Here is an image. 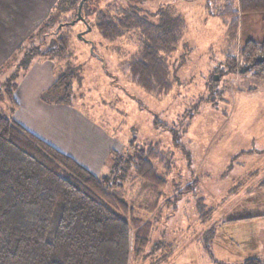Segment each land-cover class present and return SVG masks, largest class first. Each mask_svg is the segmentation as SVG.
Returning <instances> with one entry per match:
<instances>
[{
	"label": "rangeland",
	"instance_id": "obj_1",
	"mask_svg": "<svg viewBox=\"0 0 264 264\" xmlns=\"http://www.w3.org/2000/svg\"><path fill=\"white\" fill-rule=\"evenodd\" d=\"M94 2L95 7L102 10L114 4L136 10L155 22L160 18L159 11L168 7L182 15L187 27L183 40L176 52L165 56L174 81L173 89L166 95L150 94L133 84L122 71L124 62L140 51L137 30L109 42L93 24L90 27L80 21L63 28V32L71 34L73 70L77 76L69 98L60 101L63 97L53 93V84L40 91V101L60 108V112L50 117L57 123L56 127L67 129L69 135L72 133L69 128H73L79 142L91 139L84 130L88 122L97 124L111 138L113 145L111 142L109 151L99 159L98 169L96 166L91 169L85 159L80 163L95 175L111 174L114 167L111 151L117 158L127 155L131 146L139 149L153 143L163 145L170 165L166 168L155 163L160 174L167 175L159 207L146 209L153 198L147 190H142L141 181L126 185L128 201L135 200L143 219L154 224L147 251L157 244L160 247L155 255L163 257L165 251H169L163 264H215L214 261L242 264L246 259L235 254L234 241L237 236H250L255 230V224L244 219L256 212L254 207L259 206L257 212L264 213V185H258L261 176L251 174L256 169H264L261 156L264 154V77L256 75L252 69L246 70L245 66L236 72H217L218 68L227 66L223 53L227 33L222 20L208 15L204 0ZM72 16L71 13L56 16V23ZM93 20L91 16L90 22ZM262 28L257 18L243 16L237 52L248 39L261 36ZM84 31L87 41L79 38ZM54 38V35L47 37L41 52L53 47ZM25 51H19L21 57ZM41 52L36 54L37 60L44 59ZM51 62L56 77L60 70ZM32 63L26 66L19 60L0 69V110L15 121L17 111L24 106L21 99H17V92L31 71ZM243 70L246 71L241 72ZM216 76L219 80H215ZM8 90L14 93L16 106L8 100ZM55 138L59 142L64 140ZM253 146L257 150L255 154L237 156ZM104 149L105 145L101 151ZM203 204L207 205V211L213 209L207 221L200 209ZM210 229L214 230V235L209 240L208 250L205 241L209 237L204 232ZM220 237L233 241L221 242L223 246H232L233 252L229 254L233 255L222 256L224 250L217 241ZM150 262L151 257H148L132 259L131 264Z\"/></svg>",
	"mask_w": 264,
	"mask_h": 264
},
{
	"label": "trees",
	"instance_id": "obj_2",
	"mask_svg": "<svg viewBox=\"0 0 264 264\" xmlns=\"http://www.w3.org/2000/svg\"><path fill=\"white\" fill-rule=\"evenodd\" d=\"M80 1L59 0L32 36L35 43L20 59L23 65H30L45 47L47 37L55 36L53 47L41 52V58L59 67L51 90L62 95V102L68 100L77 76L71 34L63 32L69 25L59 31L57 28L77 16ZM204 1L208 15L222 20L227 33L223 51L227 66L217 72H236L245 66L264 77V60L260 61L264 57V33L260 40L248 39L237 52L241 19L257 15L264 25V0ZM94 4V0L87 1L82 15L105 40L114 42L132 30L139 32L140 51L122 66L129 80L156 96L171 92L174 81L165 56L176 52L183 40L187 27L182 15L168 7L159 11L155 22L116 4L105 10ZM61 13L73 16L56 23ZM8 96L16 106L14 93L8 90ZM174 141L180 145L176 136ZM163 149L161 143L139 149L131 146L127 155L117 158L111 151V174L98 176L0 110V264H131L132 259L148 257L151 264H163L169 251L163 252V257L155 255L158 244L147 251L154 224L143 219L135 200L129 202L126 195L128 183L141 181L142 190L153 198L146 209L159 207L167 175L160 174L155 163L166 168L170 165ZM254 151L243 150L237 156ZM206 206L200 207L204 221L213 213ZM204 235L209 237L205 241L209 250L214 230ZM242 264H264V259L249 258Z\"/></svg>",
	"mask_w": 264,
	"mask_h": 264
},
{
	"label": "crops",
	"instance_id": "obj_3",
	"mask_svg": "<svg viewBox=\"0 0 264 264\" xmlns=\"http://www.w3.org/2000/svg\"><path fill=\"white\" fill-rule=\"evenodd\" d=\"M58 1L0 0V69H3L2 67L5 65L15 64L22 58L19 51L28 50L33 46L35 42L32 36L45 24ZM252 16L254 19L258 18L257 15ZM262 27V32L264 33V25ZM263 33L256 40H260ZM31 65V71H29L22 84H20L21 87L17 92V99H21L24 106L21 110L17 111L16 121L38 137L56 145V148L72 156L79 163L85 159L88 161L91 169H96L95 166L98 169L99 159L111 147V138L103 130H100L97 124L93 125L89 122L84 125V130L89 132L88 135L91 136V139H89V142L86 140L84 143L76 139L73 128L68 127L72 131L69 135L67 129L65 131V128L56 127L57 123L50 117V114L60 112V108L46 105L38 97L40 91L51 87L56 82L54 64L50 60L34 59ZM55 136L58 139L64 138L65 142H63L64 140L59 142ZM87 138L88 136H86ZM106 138L109 140L105 141ZM67 144L70 146L67 147ZM104 145L105 149L101 151ZM252 149L255 150L253 152L255 154L257 150L254 146ZM261 156L264 159V154ZM251 174L261 176L258 185H264L263 168L256 169ZM258 209L259 206L254 207L253 210H256V212L254 211L253 214L247 215L244 218L251 225L255 224V230L251 232L250 236H237L236 241H234L236 243L235 249L237 250L235 254H240V257H244L246 260L249 258L264 259V213H258ZM214 241L220 242L219 248L224 250L222 256L233 255L229 254L233 252L232 246H223L221 244L223 241L233 243L231 239L225 237L222 240L220 237L217 241L216 239Z\"/></svg>",
	"mask_w": 264,
	"mask_h": 264
},
{
	"label": "water",
	"instance_id": "obj_4",
	"mask_svg": "<svg viewBox=\"0 0 264 264\" xmlns=\"http://www.w3.org/2000/svg\"><path fill=\"white\" fill-rule=\"evenodd\" d=\"M87 1H89V0H81L80 3H79V7H78V11H77V16H76V18H75L73 21H71V22H67V23H62V24H60V25L58 26V28H57V31H59L64 25H75L76 23H78V22H80V21H81V22H84V23L87 24L85 18H84L83 15H82V9H83V6H84V4H85ZM89 30H91V29L89 28ZM85 34H86V31H84L83 33H80V34H79V38L82 39V40L87 41L86 38H85ZM91 43H92V42H91ZM92 44H93V43H92ZM263 60H264V57H261V58H260V61H263ZM246 70H247V69H246ZM246 70H243V71H241V72H245ZM215 80H219V77L216 76V77H215Z\"/></svg>",
	"mask_w": 264,
	"mask_h": 264
}]
</instances>
